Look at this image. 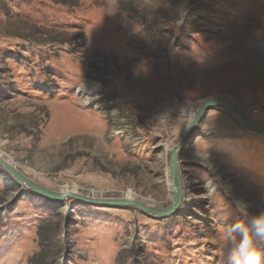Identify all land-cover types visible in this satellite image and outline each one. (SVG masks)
<instances>
[{"label":"rangeland","instance_id":"1","mask_svg":"<svg viewBox=\"0 0 264 264\" xmlns=\"http://www.w3.org/2000/svg\"><path fill=\"white\" fill-rule=\"evenodd\" d=\"M212 96L264 123V0H0V155L46 188L166 208ZM178 158L170 216L52 206L0 166V264H224V226L264 208V133L215 107Z\"/></svg>","mask_w":264,"mask_h":264},{"label":"water","instance_id":"2","mask_svg":"<svg viewBox=\"0 0 264 264\" xmlns=\"http://www.w3.org/2000/svg\"><path fill=\"white\" fill-rule=\"evenodd\" d=\"M222 108L233 118L240 126L256 133H264V123H256L252 118L244 114L228 97L212 96L201 101L191 115L190 121L181 139L171 148L169 154V178L171 180V198L166 208L154 209L143 202L132 200L129 197H93L80 194L74 191H54L46 188L30 177L22 173L15 165L0 155V166L15 180L18 184L26 187L33 194L42 197L48 201L60 202L64 199H74L85 204L101 207L127 206L139 209L153 216H170L178 207L182 196L181 176L179 171V153L181 149L191 140L194 132L197 130L203 116L212 108ZM126 196V195H125Z\"/></svg>","mask_w":264,"mask_h":264},{"label":"clouds","instance_id":"3","mask_svg":"<svg viewBox=\"0 0 264 264\" xmlns=\"http://www.w3.org/2000/svg\"><path fill=\"white\" fill-rule=\"evenodd\" d=\"M241 203V202H240ZM243 205V221L233 220L224 226V264H262L264 259V208L249 213Z\"/></svg>","mask_w":264,"mask_h":264},{"label":"trees","instance_id":"4","mask_svg":"<svg viewBox=\"0 0 264 264\" xmlns=\"http://www.w3.org/2000/svg\"><path fill=\"white\" fill-rule=\"evenodd\" d=\"M8 178V176H7ZM70 200V199H69ZM44 201H47L50 205L54 206V205H57V202L55 201H48V200H44ZM51 228H48L44 233L43 235H39V239H40V242L43 244V243H47L49 244V240L53 239L57 234L56 232L52 231V230H49ZM43 257L40 259V262L44 261L42 260Z\"/></svg>","mask_w":264,"mask_h":264},{"label":"bare ground","instance_id":"5","mask_svg":"<svg viewBox=\"0 0 264 264\" xmlns=\"http://www.w3.org/2000/svg\"><path fill=\"white\" fill-rule=\"evenodd\" d=\"M87 85H88V87H89V86H91L92 84H87ZM91 87H93V86H91ZM89 89H91V88H89ZM86 96L88 97V95H86ZM168 181H169V183H171L170 178L168 179ZM126 197H129L130 199L134 200V194H133V192H129V193L127 194ZM102 198H104V197H102Z\"/></svg>","mask_w":264,"mask_h":264}]
</instances>
